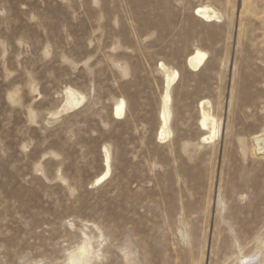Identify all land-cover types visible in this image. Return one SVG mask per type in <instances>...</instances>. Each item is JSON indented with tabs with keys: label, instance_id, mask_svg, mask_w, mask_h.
Listing matches in <instances>:
<instances>
[{
	"label": "rangeland",
	"instance_id": "obj_1",
	"mask_svg": "<svg viewBox=\"0 0 264 264\" xmlns=\"http://www.w3.org/2000/svg\"><path fill=\"white\" fill-rule=\"evenodd\" d=\"M201 5L220 19L196 14ZM195 48L207 53L197 71L186 64ZM160 63L178 72L164 140ZM68 88L85 98L63 109ZM203 99L222 120L214 141H202ZM257 134L264 0H0V264H67L83 231L99 250L90 264L258 252Z\"/></svg>",
	"mask_w": 264,
	"mask_h": 264
},
{
	"label": "bare ground",
	"instance_id": "obj_2",
	"mask_svg": "<svg viewBox=\"0 0 264 264\" xmlns=\"http://www.w3.org/2000/svg\"><path fill=\"white\" fill-rule=\"evenodd\" d=\"M196 14L201 16L206 21H213L215 19H220L221 14L216 11L213 7L209 5H201L196 9ZM207 58V53L199 48H195L192 53L186 57L187 66L193 71L199 70ZM160 68L164 74L165 80V91L162 98V108L159 114L160 117V127L157 132V137L159 140L166 139L169 134V119H170V108L169 104L171 101L169 89L176 82L178 78L177 70L166 66L164 63H160ZM84 95L68 88L66 90V102L63 106V109L67 108H76L84 100ZM125 101L124 99H118L113 108L114 115L117 118H121L124 114ZM199 125L203 130L206 131V135L202 137V141H214L219 137L221 131H223L222 120L218 119L215 115L212 114V105L208 99H203L199 102ZM253 141L256 145L257 151L259 153H264V138L262 134H257L253 136ZM106 171L101 176L96 179V182L103 180L109 173V155L106 151L105 157ZM217 199V197H216ZM217 204H220V201L217 199ZM216 203V202H215ZM96 227V226H95ZM100 232V231H99ZM84 231L82 237L79 240L78 244L73 247V249L68 252L67 258L65 259L67 264H90L94 256H98L99 250H95L92 246L91 240L93 237L88 236ZM102 236V232L100 237ZM260 249L258 252L252 254H243L239 253L235 256V259L232 260L231 264H264V237L257 239L256 250ZM241 252V251H239Z\"/></svg>",
	"mask_w": 264,
	"mask_h": 264
}]
</instances>
